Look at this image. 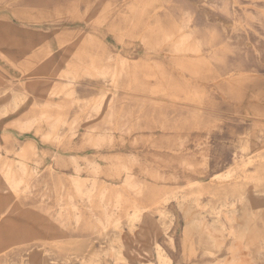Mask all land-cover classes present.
Here are the masks:
<instances>
[{"label": "rangeland", "instance_id": "obj_1", "mask_svg": "<svg viewBox=\"0 0 264 264\" xmlns=\"http://www.w3.org/2000/svg\"><path fill=\"white\" fill-rule=\"evenodd\" d=\"M5 165L0 264H264V0H0Z\"/></svg>", "mask_w": 264, "mask_h": 264}, {"label": "bare ground", "instance_id": "obj_2", "mask_svg": "<svg viewBox=\"0 0 264 264\" xmlns=\"http://www.w3.org/2000/svg\"><path fill=\"white\" fill-rule=\"evenodd\" d=\"M222 12H224V11H222ZM116 72H118L117 69H116ZM116 72L114 73V75L116 74ZM227 72H226V74H227ZM230 75H228V76H230ZM233 76H234V74H233ZM112 80H113V82H115V76H113ZM3 168H5V169L2 170ZM2 169H1L2 171L0 170V174H1L0 175L1 176L0 177V191L3 192L2 196H1V192H0V244L4 240L9 238L10 233H12V232H10L12 230V228L14 230L18 231V233H20V234H23V231L26 230V228H24L22 225H20L18 223H14L12 226L11 225L12 223L9 222V216L11 215L13 210L19 205L20 198H22L21 196L25 195V194L27 196V194L30 192L29 191L30 188L28 186H26L27 184H25L22 187L19 186V184L21 182L20 178L18 176V174H19L18 172L20 171V168L5 165L4 167H2ZM215 179H217V177ZM225 179H227V176L225 177ZM72 180H73L74 188L78 193H84L85 191H87L86 186H85L83 181H81L78 178H74ZM101 193H103V192H101ZM239 199L244 200V196L243 195L239 196ZM167 200L168 199H166V198L164 199L165 202ZM226 205L229 206V209L226 212L225 219L220 218V217H213L212 221L210 222V226L217 225L220 227H224V228L229 230V233H231L232 229H233L232 223L233 222L235 223L238 220L236 217V214H235L236 213V207L234 205L233 200L231 202H228V203L225 202L222 204V206H226ZM133 208H134L133 212L128 215V219H127V227H128V230L130 231V233H133L134 229L137 228L136 222L141 220V211H142L141 208L138 206H133ZM211 210L212 211H210V214L212 215L213 214V208ZM163 215H165V214H163ZM200 215H201V213H200ZM251 221H252L251 217L247 216L245 218V223L237 222L235 224V225H237V227H235V228H244L245 233H259V232H257V228L254 224H253V226L250 225L251 226V230H250V228L247 224H250ZM262 223H264V222H262ZM206 229H208V227H206ZM132 237H136V235L132 234ZM119 241L121 243L124 242V240H122L121 238H119ZM138 245L140 247L141 246L143 247V246H145V243L139 242ZM235 247L236 246L233 245L231 247V249L235 250ZM0 250H1V248H0ZM154 250L156 252V258L158 260V264H169L170 263V259H169L168 255L165 253L164 249L158 244V242H155V249ZM128 252L132 253L133 250L128 249ZM115 254H116V258L118 260H124L125 259V255L122 253V251L117 250L115 252ZM136 254H137L138 259L144 261V263L151 264V262L148 259L142 258L143 256H141V254L139 252H137ZM146 254L147 255L151 254L148 249H146ZM233 255H234V260H236L235 259L236 254H233Z\"/></svg>", "mask_w": 264, "mask_h": 264}]
</instances>
